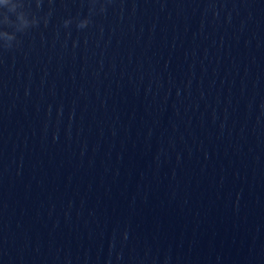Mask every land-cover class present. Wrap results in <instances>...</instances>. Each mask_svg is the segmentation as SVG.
<instances>
[{
    "label": "water",
    "instance_id": "water-1",
    "mask_svg": "<svg viewBox=\"0 0 264 264\" xmlns=\"http://www.w3.org/2000/svg\"><path fill=\"white\" fill-rule=\"evenodd\" d=\"M0 264H264V0H0Z\"/></svg>",
    "mask_w": 264,
    "mask_h": 264
}]
</instances>
